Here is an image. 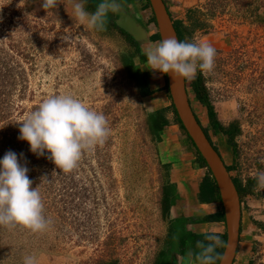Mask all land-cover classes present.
Wrapping results in <instances>:
<instances>
[{"label":"rangeland","instance_id":"rangeland-1","mask_svg":"<svg viewBox=\"0 0 264 264\" xmlns=\"http://www.w3.org/2000/svg\"><path fill=\"white\" fill-rule=\"evenodd\" d=\"M7 1L20 16L10 39L39 41L15 116H26L22 106L71 93L106 116L110 135L83 153L69 172L73 182L43 190V215L52 222L48 229L32 233L0 226V264H23L26 255H35L39 264H168L180 249L175 236L180 222L183 226L169 211L175 190L172 156L184 143L171 112L160 111L171 101L166 75L145 68L146 44L135 50L108 24L104 31L88 29L73 17L68 0L46 11L42 0ZM92 1L99 0H87L89 11ZM133 1L141 0H123L125 11ZM164 1L174 17L185 23L188 13L195 18L182 41H206L216 49L214 70H198L194 78L203 86L211 117L205 101L190 103L229 173L244 182L264 171V0ZM5 2L0 0L4 46L12 42L5 33ZM231 122L237 131L227 141L224 128ZM39 170L38 163L37 179ZM41 172L49 173L43 166ZM31 187L39 189V180ZM253 190L240 195L250 213L240 236L244 257L237 264H264V191L257 190L256 180Z\"/></svg>","mask_w":264,"mask_h":264},{"label":"clouds","instance_id":"clouds-1","mask_svg":"<svg viewBox=\"0 0 264 264\" xmlns=\"http://www.w3.org/2000/svg\"><path fill=\"white\" fill-rule=\"evenodd\" d=\"M73 17L90 30L104 31L109 14L121 15L123 0H99L94 11L87 9V0H68ZM59 0H42L43 10L57 8ZM216 49L206 41H181L167 38L146 42L143 48L145 68L167 74L172 80L196 77L197 71L211 73L215 67ZM19 124L18 140L26 141L37 157L48 153L57 168L65 173L77 167L83 153L103 145L110 135L108 120L103 113L92 110L71 93L53 94L26 114ZM18 155L9 150L0 159V226H20L32 233L44 232L52 223L43 215L44 205L38 187L32 188L29 169ZM257 190L264 191V171L253 175ZM198 241L201 249L199 264H214L217 247L224 242L209 233ZM23 264H39L35 255H26Z\"/></svg>","mask_w":264,"mask_h":264},{"label":"trees","instance_id":"trees-1","mask_svg":"<svg viewBox=\"0 0 264 264\" xmlns=\"http://www.w3.org/2000/svg\"><path fill=\"white\" fill-rule=\"evenodd\" d=\"M28 0H24V5H26ZM38 1V0H36ZM147 5H149L148 0H145ZM99 1H92L91 6L93 9H95L97 3ZM126 2V0H125ZM124 2V9H126V4ZM167 8V6H166ZM168 10V9H167ZM3 11L5 13H8V16H6V22H5V33L6 37L8 39L11 38V29L12 26L15 24L17 25L19 22L18 11L16 10L15 6L11 4V2H8L6 0L5 4H3ZM127 11V10H126ZM169 13V12H168ZM170 15V14H169ZM117 15H111L109 14L108 19V25L110 27L115 28V30L125 39L128 43H131L135 50H137L139 42L135 40L132 35L124 30L122 27L118 26L115 23V18ZM188 23H185L181 18L172 19V23L174 25V28L176 30L178 39L182 41V38L185 33H190L194 29L195 25V18L191 17L190 13L187 14ZM152 20H154L153 13L151 15ZM3 27V24L0 23V29ZM153 37L159 38L158 32L156 31L153 34ZM27 38L26 42H22L21 40H12V42H9L5 46L1 43V37H0V159L3 158L4 154L11 150L15 152L18 157L19 154L23 153V157L20 159V162L22 164H25V166L29 169L27 175L28 177L33 181V183H37L39 180V192L42 198L43 205L46 203V197L43 194V190H55V188L62 189L69 179L72 180L71 173L65 174L62 170L57 168L55 164L47 158L49 155L48 153H45L44 156L37 157V155L33 154L29 150V145L26 141L18 140L17 137L19 136V124L17 122L23 120L18 119V116H15L14 108L17 106V99L22 98L25 92V85H26V78H27V67H31L32 64V56L34 52H37L39 50V41L35 42L34 44H31L28 42ZM185 86L187 88V92H193L197 100L199 101H205L206 109H207V115L210 118L213 111L210 103L207 101L205 94L203 92V86L201 85L200 80L198 79H192L187 80L185 79ZM165 87H167L166 80H165ZM189 95V93H188ZM170 97V96H169ZM39 104H30L28 108L22 106L21 110L27 111L26 113H29L30 111L34 110ZM25 108V109H23ZM20 110V111H21ZM170 111L171 121L173 123H177L179 127L183 130L187 138L190 140L189 136L186 134V132L183 129V126L181 125L179 119L176 116L175 110L173 108L172 102L163 107L160 108V111L166 112ZM14 112V113H13ZM17 117V118H16ZM18 119V120H17ZM212 119V118H211ZM166 122L160 121L161 125H164ZM213 124H217V121H212ZM208 140L210 142L211 139L209 138V135L206 133L205 129L203 128ZM224 130L227 132V141H231L233 134L235 131H237V126L234 125L232 122L229 123L227 126H225ZM192 143V141L190 140ZM193 145V143H192ZM194 146V145H193ZM216 150V146L212 145ZM196 157L201 165H205L203 158L198 154L196 148ZM95 157H98V154L95 150ZM39 163V178L37 173V167ZM102 163L101 159H99V164ZM79 165V162H78ZM42 166L47 168L49 173H42L41 169ZM102 167V164H100ZM226 169L229 172V167L226 165ZM208 170V169H207ZM208 173L210 174L209 170ZM231 179L236 187L237 193L240 195L243 193L249 194L253 193V187L255 184V179L252 178H246L244 182H241L240 179L235 176L234 174H231ZM66 178V179H65ZM73 182V180H72ZM71 182V184H72ZM38 185V184H37ZM198 198L199 200H217L218 201V195L216 191V186L214 183V180L212 176L210 175V179H202L199 183L198 187ZM212 217H217L219 219H222V213L220 211V204L218 201V208L215 211L214 215H207L205 218L210 219ZM175 221L180 220L179 218H174ZM179 232H176L177 235L175 236L177 239V246L180 247V249L185 250L186 248L190 249L189 245L188 247H184L183 244L185 242V238L189 235H192V233L186 231L183 229L182 223L180 222L178 225ZM193 236V235H192ZM178 237V238H177ZM195 238H201V236H194ZM224 238V237H223ZM221 251V247L218 249V253L216 256H219V253ZM218 259V258H217ZM214 261V264L216 260ZM168 264H173L172 262H168Z\"/></svg>","mask_w":264,"mask_h":264},{"label":"crops","instance_id":"crops-1","mask_svg":"<svg viewBox=\"0 0 264 264\" xmlns=\"http://www.w3.org/2000/svg\"><path fill=\"white\" fill-rule=\"evenodd\" d=\"M166 6L171 18L177 19V16L174 17L172 15L170 7L168 5ZM129 13L134 17L137 23L145 26L147 29L145 43L159 40V38L153 37V34L157 31V27L155 21L151 18V7L147 5L145 0H141L140 2L133 1L129 7ZM155 73L159 74V72ZM179 129L181 130V137L184 144L178 147L180 152L172 156V180L175 190L174 201L170 203L169 211L174 218H179L183 221V229L192 233L193 236L189 235L188 240L190 241L184 242L183 244V246L185 245L184 247L191 245L189 246L190 249L186 248L185 250L179 249V251H174L171 253L170 258L173 264H199L197 255L200 253L201 249L198 247V241H203L204 244L207 245L208 241L205 237L209 233L219 235L223 241L225 225L223 220L217 217H212L210 219L205 218L207 215H214L218 208V201L199 200V183L204 178L210 179V174L204 165L199 164L195 147L183 130L181 128ZM248 213H250L249 207L243 205L240 198L237 244L230 264L241 263L244 257L241 255L240 236L241 232L244 231L243 227H247L245 229L246 231L248 229ZM194 236H201V238H195ZM218 249L219 247L215 249L213 256L217 255Z\"/></svg>","mask_w":264,"mask_h":264},{"label":"water","instance_id":"water-1","mask_svg":"<svg viewBox=\"0 0 264 264\" xmlns=\"http://www.w3.org/2000/svg\"><path fill=\"white\" fill-rule=\"evenodd\" d=\"M148 2L156 23L159 40L167 38L178 39L165 1L148 0ZM115 23L128 31L132 37L139 42V45L142 43L146 44L145 28L137 23L129 11L124 10L121 15L116 16ZM165 75L168 93L176 116L198 154L203 158L206 165L205 167L209 170L216 186L225 231L223 240L224 246L221 247L219 258L216 260L215 264H230L237 244L239 195L231 179V175L225 167L226 164L221 157L219 149H217V151L214 149L212 143L204 134L197 116H195L190 99L195 98L197 100V98L193 92H187L185 79L172 80L169 75Z\"/></svg>","mask_w":264,"mask_h":264},{"label":"flooded vegetation","instance_id":"flooded-vegetation-1","mask_svg":"<svg viewBox=\"0 0 264 264\" xmlns=\"http://www.w3.org/2000/svg\"><path fill=\"white\" fill-rule=\"evenodd\" d=\"M195 116H196V114H195ZM198 119V118H197ZM198 122H199V124L201 125V123H200V121H199V119H198ZM201 127H202V130H203V126L201 125ZM205 129V128H204ZM205 131H206V129H205ZM203 132H204V130H203ZM206 133H207V131H206ZM204 134H205V132H204ZM208 134V133H207ZM206 135V134H205ZM207 137V136H206ZM210 138V137H209ZM208 139V138H207ZM212 141V140H211ZM212 143V145L214 144L213 142H211ZM215 149V148H214ZM216 150V149H215ZM217 151V150H216ZM187 238H189V236H187L186 238H185V240L187 239Z\"/></svg>","mask_w":264,"mask_h":264}]
</instances>
